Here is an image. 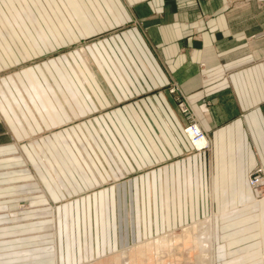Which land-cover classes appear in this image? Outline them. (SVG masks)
I'll use <instances>...</instances> for the list:
<instances>
[{"label": "crops", "instance_id": "obj_1", "mask_svg": "<svg viewBox=\"0 0 264 264\" xmlns=\"http://www.w3.org/2000/svg\"><path fill=\"white\" fill-rule=\"evenodd\" d=\"M258 166L264 0H0V264H264Z\"/></svg>", "mask_w": 264, "mask_h": 264}, {"label": "bare ground", "instance_id": "obj_2", "mask_svg": "<svg viewBox=\"0 0 264 264\" xmlns=\"http://www.w3.org/2000/svg\"><path fill=\"white\" fill-rule=\"evenodd\" d=\"M189 132L193 135L192 130H189ZM207 141H208V137H204L202 139L197 140L196 144L198 146H203L206 144ZM198 229L200 231H199V235L197 236L198 241H196L197 243L195 245V248H198L197 252H198L199 261H201V263H204L205 261L206 262H210V261L212 262V260H213L212 254H213V249L215 247L214 232H213L214 225L210 219L209 220L207 219V220H204L200 223V226L198 227ZM187 230L192 233L193 228L189 226L187 228ZM192 235H193V233H192ZM156 243H159V241L157 240ZM163 243H165L164 240H163ZM156 250H158V249H156ZM128 251H129V248H126V250H124L122 252L125 264H131ZM157 252H159V251H157ZM197 264H198V262H197Z\"/></svg>", "mask_w": 264, "mask_h": 264}, {"label": "built area", "instance_id": "obj_3", "mask_svg": "<svg viewBox=\"0 0 264 264\" xmlns=\"http://www.w3.org/2000/svg\"><path fill=\"white\" fill-rule=\"evenodd\" d=\"M173 92H180V95L178 96V104L180 107V110L187 114L189 118V123L187 124L185 131L189 135L190 139L192 140V143L196 150H206L209 149L211 146L210 137L207 133V131L202 127L200 124V121L195 113V111L192 109L191 105L189 104V101L185 95H182L180 88L177 84H174L171 88ZM189 130L193 131V135L189 132ZM204 137H208V141L203 146H198L196 144V141L199 139H202ZM258 170L263 171L264 167L258 168ZM251 184H254L256 187L261 184L260 178H254L251 177Z\"/></svg>", "mask_w": 264, "mask_h": 264}, {"label": "rangeland", "instance_id": "obj_4", "mask_svg": "<svg viewBox=\"0 0 264 264\" xmlns=\"http://www.w3.org/2000/svg\"><path fill=\"white\" fill-rule=\"evenodd\" d=\"M260 167H264V166H258L257 168H255L250 176V184H251V177L260 178L261 184L258 185V187H256L254 184H251L257 192L258 200L262 199L261 197H264V170L263 171L258 170V168ZM199 226L200 224L198 225V227Z\"/></svg>", "mask_w": 264, "mask_h": 264}]
</instances>
